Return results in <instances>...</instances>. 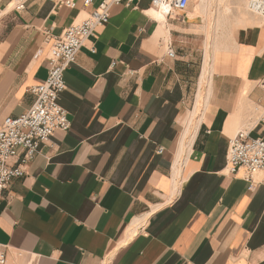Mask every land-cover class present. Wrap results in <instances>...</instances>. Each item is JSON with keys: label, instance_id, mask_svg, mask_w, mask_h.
Returning <instances> with one entry per match:
<instances>
[{"label": "crops", "instance_id": "obj_1", "mask_svg": "<svg viewBox=\"0 0 264 264\" xmlns=\"http://www.w3.org/2000/svg\"><path fill=\"white\" fill-rule=\"evenodd\" d=\"M12 1L0 0V127L47 78L48 31L102 0ZM237 1L233 14L221 0L171 17L151 0L111 8L65 73L71 128L0 200L6 264H264V183L227 168L231 137L264 138V17ZM188 12L249 22L211 53L207 76L206 25Z\"/></svg>", "mask_w": 264, "mask_h": 264}, {"label": "built area", "instance_id": "obj_2", "mask_svg": "<svg viewBox=\"0 0 264 264\" xmlns=\"http://www.w3.org/2000/svg\"><path fill=\"white\" fill-rule=\"evenodd\" d=\"M31 0H13L17 11L27 8ZM78 0H64V4L74 8ZM95 0H83L85 6ZM140 0H102L89 15L67 27L61 35H52L48 58V76L40 84L32 87L36 99L33 105L17 117L9 116L0 127V200L11 182L26 174L29 163L40 152L41 145L50 143L57 130L68 131L72 122L69 112L61 105L60 95L67 88L66 70L76 62L85 42L96 29L110 19L111 8L121 3L131 4ZM152 5L166 16L184 13L192 0H151ZM252 13L264 17V0H249ZM173 57L175 51L171 49ZM264 85V81H263ZM162 151V148L159 149ZM17 161L12 162L17 159ZM228 172L236 174L245 170L244 178L254 189L264 183V138L253 137L248 131L241 130L229 139ZM260 175V176H258ZM7 253L0 245V264H6Z\"/></svg>", "mask_w": 264, "mask_h": 264}, {"label": "bare ground", "instance_id": "obj_3", "mask_svg": "<svg viewBox=\"0 0 264 264\" xmlns=\"http://www.w3.org/2000/svg\"><path fill=\"white\" fill-rule=\"evenodd\" d=\"M206 1L208 0H197V3L198 5H201V4H205ZM214 0H212V3H213ZM222 1V0H221ZM211 2V1H210ZM209 2V3H210ZM223 2V1H222ZM208 3V2H207ZM220 4V2H218ZM216 4H217V0H216ZM207 5V4H206ZM212 5H215L214 3ZM220 6V5H219ZM222 6V5H221ZM246 6H247V10L250 11L249 9V0H246ZM209 7V6H208ZM203 8H204V5H203ZM219 9V8H218ZM162 15L166 16V13H163L161 12ZM219 13V12H218ZM209 14V13H208ZM216 14V13H215ZM202 14L201 13H198L196 12V14H190L189 18L191 21H195V22H198V23H204L206 25V28H207V34H208V38H207V41H206V76L208 75L209 71L211 70V65H210V59H211V53L215 52L216 50L218 49H221V48H224L226 47L227 45H225L223 42H221L220 40H211L210 39V35L214 33V35H216V31L218 32L219 28L224 24V21H225V18H222L221 17H218V18H212V19H209L208 17H204V16H201ZM216 16V15H214ZM213 16V17H214ZM201 17V18H199ZM227 19V18H226ZM227 22V21H226ZM223 32V31H222ZM226 32V30H225ZM216 33V34H215ZM225 35V34H224ZM221 36V35H220ZM228 37V34L225 35ZM224 36V37H225ZM216 37V36H215ZM229 38V37H228ZM215 39V38H214ZM218 39V38H217ZM228 40V39H227ZM226 41V40H225ZM230 43V42H229ZM227 44V43H226ZM231 45V44H230ZM233 45V44H232ZM229 46V45H228ZM200 99V98H199ZM189 117V116H188Z\"/></svg>", "mask_w": 264, "mask_h": 264}, {"label": "rangeland", "instance_id": "obj_4", "mask_svg": "<svg viewBox=\"0 0 264 264\" xmlns=\"http://www.w3.org/2000/svg\"><path fill=\"white\" fill-rule=\"evenodd\" d=\"M221 5H225V9L229 8V10H232V12L230 13H235L236 10H238L240 7H239V2L237 0H225V1H221ZM161 13V12H160ZM189 14L191 12H188ZM184 15H186V12L183 13ZM162 15V13H161ZM256 15V14H255ZM164 16V15H162ZM213 18V17H212ZM212 18H209V19H212ZM227 18V19H226ZM241 18L238 17V16H231V17H225V21H224V24L218 29L219 31L217 32L216 31V35L211 34L210 35V39L211 40H220L221 42H223L225 45H229L234 37H235V33L237 32V30L241 27H244L246 25H249V22L247 21H241L240 20ZM227 21V22H226ZM226 30V32H225ZM196 31L198 32H204V29L201 28L199 25L197 26L196 28ZM223 31V32H222ZM228 34V37L225 36V35ZM221 35V36H220ZM216 36V37H215ZM225 36V37H224ZM199 39H203L202 41V44H204V47H206L205 43L207 41V38H208V34H207V28H206V36L202 35V34H198V37ZM215 38V39H214ZM218 38V39H217ZM206 39V40H205ZM228 39V40H227ZM226 40V41H225ZM230 42V43H229ZM227 43V44H226ZM226 46V47H227ZM202 108V107H201Z\"/></svg>", "mask_w": 264, "mask_h": 264}, {"label": "water", "instance_id": "obj_5", "mask_svg": "<svg viewBox=\"0 0 264 264\" xmlns=\"http://www.w3.org/2000/svg\"><path fill=\"white\" fill-rule=\"evenodd\" d=\"M201 107H202V106H200V110H199V113L201 112V109H202Z\"/></svg>", "mask_w": 264, "mask_h": 264}]
</instances>
